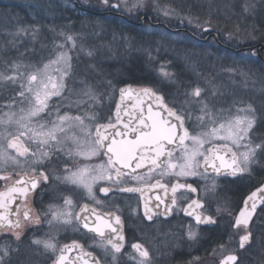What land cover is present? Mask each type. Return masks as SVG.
I'll list each match as a JSON object with an SVG mask.
<instances>
[{
  "label": "snow or ice",
  "instance_id": "snow-or-ice-1",
  "mask_svg": "<svg viewBox=\"0 0 264 264\" xmlns=\"http://www.w3.org/2000/svg\"><path fill=\"white\" fill-rule=\"evenodd\" d=\"M101 4L116 11L123 8L124 11L132 13L145 8L147 0H116L115 3L111 0H101ZM151 7L158 12L162 11L165 16L175 12L170 8L161 9L158 3H153ZM244 11L248 12L249 8L245 6ZM188 22L192 23L190 17ZM197 26L200 27V25ZM209 29L210 25L202 30ZM28 31L35 34L38 29L30 27L18 29L19 33ZM232 36L233 34L229 33V39ZM66 39L73 41L70 35ZM70 61V56L59 52L55 59L44 64L43 68L21 71L28 66L13 63L10 66L12 75H4L0 72V83L20 81V91L13 103L7 107L14 109L17 100L20 105H26L19 107L18 111H0V180L8 181L13 175L19 176L6 191H0V235L9 234L16 242H20L24 235L22 219L27 224L36 226H42L43 219L49 228L55 224L75 226L76 231L83 230L85 235L93 234V244L90 247L99 250L101 255L97 256L94 252L86 251L84 244L74 240L70 245L65 244L59 247V255L53 260V264H66L69 260L67 254L72 251L77 252L76 259L82 264H107L109 258L112 264H118V256L125 246L120 215L98 212L96 208L89 207L88 204L83 205L79 212H74L76 204L71 196H61L62 206L49 205L46 211L35 217L28 207L29 194L36 192L50 179L51 174L43 171L42 166L57 149L63 151L65 144H71L75 148V152L71 149L68 151V155L72 158L83 156L90 159L100 154L107 157L106 165L91 167L86 165L78 167L75 171L66 167L65 175L51 176L56 182L83 189L87 197L96 204H100L101 201L96 199L93 189L94 185L101 181L118 184L123 182V177H131L133 181L142 183L145 179L150 180L153 173H158L161 177L173 174L177 177L199 176L206 180L211 176V183L204 188L205 198L210 201L217 192L216 178L228 176L243 179L245 176L251 177L257 167L264 170V139L255 143L250 135L257 124L255 109L251 105L237 108L235 115L230 114L226 120H222L214 116L208 105L200 100L202 89L198 86L186 93L201 104L199 109L201 115L196 117L198 124L194 125L192 132L185 127L186 119L191 120V116L184 111L183 107H169L164 103V97L159 94V90L151 87L141 89L140 95L149 97L150 101L154 98L157 102L155 107L158 110L153 111V104L149 102L146 114L141 108L134 122L130 119L129 122L122 124V128H118L111 122L96 124L97 118L91 115L87 119L94 124L95 133L93 134L92 130L85 125V117L71 116L68 113L61 115L59 105L53 106L56 108L55 120L41 122L44 115L49 117L52 115L48 102L53 97H61L65 91H68L66 80L71 78ZM53 65H55L53 69L55 75L49 72ZM164 68L165 65L161 64V75L171 80L174 74L165 71ZM129 88L120 89L122 99ZM81 94L92 100L96 99L94 90L86 82ZM187 103L186 100L185 104ZM120 111V105H117V123H121ZM77 128L79 134H76ZM69 133L73 134L69 135ZM81 136L86 138L83 143ZM89 137L90 140L87 139ZM176 149L180 151L179 156L174 155ZM25 167L32 169V176L7 172L8 168ZM144 168L147 169L148 176L138 175L137 170ZM157 185L167 193V185L159 182ZM181 189L197 191L191 184L177 182L171 186L169 203H165L160 196L156 197L158 203L154 205V208H150L148 202H145L144 216L151 221L153 215L167 216L174 209L181 210L177 208V193ZM99 191L107 195L113 189L105 187L100 188ZM119 191L143 193L144 189L124 187ZM18 196L23 199L24 207L22 210L20 206H17L13 211L11 206L16 203ZM258 203L264 205V181L244 199L243 207L234 216L233 223L230 225L232 232L229 234V239L212 249L211 255L224 253L226 244L233 242V234L243 232L239 235L238 249L223 255L219 264H241L236 252L245 249V246L250 243L252 233L249 230V224L257 211ZM161 205H164L162 212ZM204 208V200H192L182 209L187 216L194 219V223L185 226V238L189 242L195 243L201 238L199 232L201 225L218 223L216 216L204 214ZM197 209L200 211H196ZM222 210L229 216L233 215L227 202L222 208L218 207L216 213L219 214ZM31 243L43 245L46 251L57 252L55 236L45 240L33 239ZM131 248L138 256V259L133 257L136 264H150L148 248L139 242L131 244ZM16 252H19V248L13 249L11 241L0 244V264H9V258ZM200 259L195 257V264H199Z\"/></svg>",
  "mask_w": 264,
  "mask_h": 264
},
{
  "label": "flooded vegetation",
  "instance_id": "flooded-vegetation-1",
  "mask_svg": "<svg viewBox=\"0 0 264 264\" xmlns=\"http://www.w3.org/2000/svg\"><path fill=\"white\" fill-rule=\"evenodd\" d=\"M15 4H11V8H14ZM30 4L28 1L23 3V13L26 19L23 27L32 26L29 23L30 19ZM36 10L38 16L36 34L38 35L37 41H31V38H27V42L23 45V50L28 51H43V50H69L75 51L79 49H93L94 45L102 43L97 47L103 48L109 43L108 28L110 23H117L118 25H126L129 28L139 29L145 26H152L153 28L164 29L167 32L173 34H182L189 31L185 24L181 21L176 23L159 22L154 15L141 12L126 13L123 11H116L110 8H106L101 4V0H38L37 5H32ZM38 8V9H37ZM264 14V11L262 15ZM149 16L150 21L143 18ZM257 18L264 19L258 12ZM157 23V25H155ZM96 26V28L94 27ZM31 28V27H30ZM254 30V29H253ZM210 31V29H209ZM30 31L26 32L28 34ZM215 34V33H214ZM30 35V33H29ZM72 36L73 41H68L67 36ZM208 36V35H207ZM206 37V36H205ZM203 37V38H205ZM202 38V39H203ZM209 40L210 35H209ZM201 41V39H199ZM204 44V43H200ZM58 45L64 47L59 48ZM218 45V44H217ZM220 45V44H219ZM221 46V45H220ZM223 46V45H222ZM226 46V45H225ZM255 47V44L247 46V50L255 52V56L260 55V50L264 45ZM224 49H227L224 47ZM30 54V53H29ZM55 75V74H53ZM83 76H77L80 78ZM66 80L68 91H65L61 97H53L48 103L50 105L49 111L52 115H44L41 122L55 120L56 108L55 105H59L60 114L68 113L71 116L85 117V125L95 133V127L92 121L87 119V115L91 116L94 113L93 104H89V107L85 103H79L78 99H83L77 94H74L69 89L73 83L78 81L72 79ZM132 79L131 77H126ZM136 79V78H135ZM134 80V79H133ZM123 81V80H122ZM10 82L9 95L7 97V105L12 104L16 99L17 93L20 91V81H17L16 86ZM130 91L124 94L121 98L120 89L129 87ZM145 87H151L156 89V85H139L134 83H122L118 88V91L113 96V99L107 100L104 106L99 109L100 116L99 121L96 124H108L111 122L118 128H122V124L129 122L131 119L133 122L135 117L139 114L141 107L139 105L147 106L149 102L153 104V111L158 109L155 107L156 101L154 98L150 101L149 97H141L140 90ZM159 94L163 95L164 103L169 107H172L169 92L166 90H159ZM138 95L140 97H138ZM137 96V97H136ZM117 105H120V120L121 123H117ZM21 106L19 101H16L14 109L17 110ZM145 114L147 113V107L143 108ZM87 111L81 115V111ZM185 127L189 128L192 132L194 126H189L185 122ZM259 126H257L258 128ZM259 129L263 132L264 126H260ZM199 131V128H197ZM73 133H69L72 135ZM76 134H79V129H76ZM252 134H254V129ZM251 135V134H250ZM258 136V133L254 134ZM263 137V133H261ZM131 138V137H129ZM82 143L85 141V137H80ZM90 140L91 138H87ZM264 139V138H261ZM257 140V139H256ZM260 139L255 143H259ZM64 150L57 149L51 154V157L42 166V170L50 173L51 176L65 175L64 169L67 167L75 171L78 167L84 166H96L107 163V157L103 154L91 157L90 159L83 156H75L74 158L68 155L69 149L75 152V148L71 144H65ZM175 156L180 155L179 149L175 150ZM7 172H17L20 175L27 174L32 176V169L30 167L25 168H8ZM7 174V173H5ZM138 175L148 176L147 169H138ZM50 176L47 184H43L34 193H30L28 196V207L32 210L33 217L47 210L49 205L62 206L63 200L61 196H71L76 207L74 212H79L80 208L88 204L89 207L96 208L101 213H114L120 215L123 223L122 234L125 237V246L122 249V253L118 256V264H136L133 259L138 256L131 248V244L139 242L149 249L151 261L150 264H195L194 258L200 257L199 264H219V260L223 255H227L229 252L238 249L239 234H233L232 243L226 244L225 252L217 255H211L212 249L218 244H223L229 239V234L232 232L230 225L233 223L234 216L238 214L241 207H243L244 199L250 195L252 191H255L264 181V170L257 167L251 177L245 176L243 179H235L228 176H220L216 178L218 185L215 196L209 199L205 198L204 188L211 183L212 177L206 180L199 176L177 177L176 175H165L161 177L158 173L151 174V179H145L142 183L133 181L131 177H123L122 183L113 184L111 182L101 181L94 185V192L96 199L101 201L100 204H96L87 197L86 192L83 189L76 188L74 185H64L54 181ZM19 176L13 175L11 180H0V191H6L8 187L13 185V181L18 179ZM157 182L168 186L167 193L164 189L158 187ZM191 184L197 189L196 192L181 189L177 193V208L170 215L157 214L153 215L151 221L144 216V204L148 202L150 208H154V205L158 203L157 196H160L165 200V203H169V197L171 196V186L176 183ZM109 187L113 191L107 195L100 192V188ZM124 187H138L144 189L143 193L134 192H121L120 188ZM192 200H204L205 208L204 214H211L217 217L218 223L216 225H201L199 232L201 238L193 243L189 242L185 238V226L194 223L192 217L187 216L182 209L187 206ZM227 202L230 206L232 216H229L227 212L221 211L216 213L218 207H223ZM17 206H20L23 210L24 203L21 197L16 198V203L13 204L12 210L14 211ZM164 205L160 206L161 212ZM118 209V211H117ZM135 210V211H133ZM196 211H200L197 209ZM51 217H49L50 219ZM24 235L20 242H16L9 234L0 235V244H4L6 241H11V247L13 249L19 248V252L13 253L9 258V264H53V260L59 255V247L65 244H71L72 241H78L85 245L86 251L94 252L97 256L101 253L99 250L90 247L93 244L92 235L88 233L85 235L83 230L76 231L75 226H66L62 224H55L52 228H49L48 224L42 219V226H36L27 224L23 221ZM249 230L252 233L250 243L245 246V249H240L236 252L241 259L252 258L255 255L264 253V205L258 203L257 211L253 216L252 221L249 224ZM51 236H55V242L57 243V252L52 253L46 251L43 245H33L31 241L33 239H49ZM255 243L260 245L261 250H255ZM257 253V254H256ZM69 260L66 264H82L76 259L77 252L72 251L67 254ZM107 264H112L109 258Z\"/></svg>",
  "mask_w": 264,
  "mask_h": 264
},
{
  "label": "rangeland",
  "instance_id": "rangeland-1",
  "mask_svg": "<svg viewBox=\"0 0 264 264\" xmlns=\"http://www.w3.org/2000/svg\"><path fill=\"white\" fill-rule=\"evenodd\" d=\"M22 1L28 0H0V72L4 75H12L10 66L13 63L28 66L27 69L22 68L21 71H32L36 68H43V65L55 59L56 54L59 52L66 53L71 57L72 79L78 81L73 83L69 90L83 98L77 100L79 103H85L88 107L89 104H93L94 113L92 115L97 118L95 120L97 122L100 116L99 109L104 106L107 100L113 99L118 88L122 85L119 81L121 80L118 70L119 64L121 62L122 64H129V61L132 60L131 57L136 56L149 64L147 66L148 70L157 73L155 77L160 82L156 85V89L169 92L172 107H183L184 111L191 116V120L186 119L189 126L198 124L196 117L201 115L199 111L201 104L187 96L186 93L191 92L193 88L198 86L202 89L200 100L208 105L214 116H218L222 120H226L230 114L235 115L237 108L251 105L257 116L254 134L258 133V136L252 133L251 136L254 142L264 138V131L262 132L259 129L260 126H264V73L263 69L255 66L257 64L250 59V57L255 56V52L247 50L239 56H235L231 52H226L223 46L213 44L212 41L209 44H198L183 35L173 34L149 25L136 31L137 36L150 40L151 44L146 47L133 44V37L130 38L126 34H120L123 32L116 31L119 29L118 26L114 27L116 29L109 26L107 34L109 43L103 48L97 47L102 45V43H99L94 45L93 49L83 48L75 51L65 49L43 50L42 52L31 50L25 55L26 50H23V45L28 41L27 38L30 37L31 41H37L38 35L33 34L32 31L29 32L30 35L29 33H19L18 29L24 26L23 21L21 18L16 19V17H13L10 11L12 8L8 5L15 4V8H22ZM204 1L206 0H147V6L138 12L142 14L150 12L156 18L159 17L164 22L171 24L182 21L187 28L198 32L202 28H198L197 25L200 24V18H204L200 17L203 14L197 10ZM210 1L212 3L208 9L216 10L217 15L213 16L216 23L220 20L225 25L230 24V32L234 36L238 35L239 39L240 34H247L240 26H249L246 18L250 11H244L238 17L230 11L222 14L220 13L219 4H214L213 0ZM228 1L234 2V0ZM228 1L226 2L229 5ZM111 2L115 3L116 0H111ZM153 3H158L161 9L170 8L174 9L175 12L165 16L162 11L158 12L151 7ZM245 6L249 10L254 9L258 14L259 8L264 11V0H240L238 2L237 7L242 8L241 11L244 10ZM121 11L126 12L123 8ZM132 13H136V11ZM189 17L192 19L191 24L188 22ZM37 20L38 16L30 12L29 23L32 25L31 28L37 27ZM237 21L238 25H236ZM202 32L199 34H202ZM253 39L256 38H250V40ZM236 44L234 43V46ZM176 47H181L183 51L180 52L184 53H181V57L186 59H180L179 56V59H177L176 55L174 56L175 50L173 48ZM200 55L204 59L192 58V56L201 57ZM205 60L208 62L202 65L201 63ZM161 64L165 65V71L174 74L171 80L161 75ZM175 64L179 65L178 70L175 69ZM261 67L264 68V66ZM54 68L55 65L50 67L49 72L51 74H55L53 72ZM77 76H83V78H77ZM84 82L94 90L95 100L81 94L84 89ZM16 83L13 85L16 86ZM9 87L10 82L0 83V111L2 112H7ZM186 100L188 101L187 104H185ZM85 112L87 111H81L79 115ZM257 126L259 127L257 128ZM261 133H263V137H261ZM254 248L255 250H261L260 245L257 243H255ZM241 264H264V253L255 255L252 258L241 259Z\"/></svg>",
  "mask_w": 264,
  "mask_h": 264
},
{
  "label": "trees",
  "instance_id": "trees-1",
  "mask_svg": "<svg viewBox=\"0 0 264 264\" xmlns=\"http://www.w3.org/2000/svg\"><path fill=\"white\" fill-rule=\"evenodd\" d=\"M29 4H30V11L33 14H36V10L32 7V5H37L38 0H28ZM23 3L24 1H22V8L21 7H16L14 5V8L11 11V14L13 15V17H16V19L21 18V20L23 21V23H25L26 19L24 17V13H23ZM212 3V1L210 0H206L202 3V6L199 7V9L197 10L198 12H200L201 15L200 17H203L204 20H206V17H209L212 21H210V31L208 30L207 33H205V36L210 34V41H212L213 44L215 45H223V47L227 48V49H231V46L233 48H242L243 51H247V46L250 44H255V47H259L258 49H260V47H262V45H264V20L263 19H259L257 18V12H255L254 9L249 10L250 12L247 14V18L246 20H248L249 23V27L250 32L247 35H241L240 34V39L239 36H232L231 39H229V36H226L224 33H222L221 30L224 29L225 25L224 23L217 21L218 23H216L214 21V17L217 15L216 10L214 11L213 9H208L209 5ZM9 6H11L10 4H8ZM212 14L208 15L210 12H212ZM258 11V10H257ZM259 12H261V8H259ZM228 13V12H227ZM153 15L152 13H148ZM223 14V13H222ZM208 15V16H207ZM30 21V19H29ZM200 22L202 23V20L200 18ZM214 22V23H213ZM218 24V26H217ZM230 25V24H228ZM109 26H111L113 29H116L114 27L118 26V32H123L120 33L122 35L126 34L128 37L132 38L133 37V44L141 46V47H146L148 45L151 44L150 40H147L146 38H142L140 36H137L136 31L137 29L134 28H129L126 25H118L117 23H111V25L109 24ZM220 26V27H219ZM94 27L96 28V26L94 25ZM231 27V26H230ZM254 29L256 32L254 34L251 35V30ZM140 30V28L138 29ZM221 32V33H220ZM214 33L217 35V39H214L212 36L214 35ZM256 38L253 40H250V38ZM198 44H200L201 42L197 41ZM234 43H237L236 46H234ZM226 45V46H225ZM145 50V48H144ZM174 53L179 54L177 56L181 57L182 52L183 51L181 49V47H176L173 48ZM173 53V54H174ZM182 53V54H181ZM181 55V56H180ZM132 60L129 61L130 63H123L122 62L119 64V68L122 71V73L124 74L125 77H131V78H136V79H140L137 80V83L134 84H139V83H144L146 84H150V85H158L157 83H154L155 81H153V75L155 74V71H151L148 70V63H146L143 59H139V57H131ZM186 59V58H183ZM254 60L257 61V65L258 67H260L261 69H263V73H264V68H262L261 66H264V53H263V49L260 50V55L257 57L254 56ZM179 65L175 64V69L178 70ZM157 75V73L155 74ZM141 85V84H139Z\"/></svg>",
  "mask_w": 264,
  "mask_h": 264
},
{
  "label": "bare ground",
  "instance_id": "bare-ground-1",
  "mask_svg": "<svg viewBox=\"0 0 264 264\" xmlns=\"http://www.w3.org/2000/svg\"><path fill=\"white\" fill-rule=\"evenodd\" d=\"M226 1H228V0H226ZM225 0H213V3L214 4H219V6H220V13H225V12H232V14H234V16L236 15L237 17L238 16H240V15H242V13L244 12V10H242L241 11V9L242 8H238L237 7V5H238V2L240 1V0H234V2H229L230 4L228 5V3L226 2ZM202 6V5H201ZM213 13V11L212 12H210L208 15H210V14H212ZM262 13H263V9L261 8V12H260V14H261V16L262 17H264V14L262 15ZM240 14V15H239ZM207 15V16H208ZM246 17V16H245ZM240 18H242V17H240ZM157 20L159 21V22H162L163 21V19H160L159 17H157ZM202 20V23L200 22V28H204V27H209V25H210V21H212L209 17L206 19V20H204V19H201ZM264 20V19H263ZM23 25H24V23H23ZM236 25H238V21H237V23H236ZM204 26V27H203ZM230 26L231 25H227V26H225L224 27V29L223 30H221L222 31V33H224L226 36H229V33H232V32H230ZM198 27V26H197ZM199 28V27H198ZM240 28L242 29V30H244L247 34H249V32H250V27L249 26H244V25H242V27L240 26ZM202 29H200V31H198V32H196L194 29H189L188 28V30L189 31H187V32H183L182 34H180V35H183L184 37H186V38H188V39H190V40H192V41H194V42H197L199 39H202L203 37H205V33H207V31H203ZM203 31V32H202ZM200 32H202V34H199ZM256 31L255 30H251V34H254ZM221 33V32H220ZM233 34V33H232ZM234 36V35H233ZM214 39H217V35L216 34H214L213 36H212ZM211 41L209 40V39H207V40H205V41H202L201 43H204V44H206V43H210ZM231 49H232V51L230 50V49H224L226 52H231L232 54H234L235 56H239L241 53H243V52H246V51H243L242 50V48H233L232 46H231ZM176 55V58L177 59H179V57L177 56V55H179V54H176V53H174V56ZM181 56V55H180ZM201 56V55H200ZM192 58H195V59H198V60H201L202 58L204 59V57H193L192 56ZM180 59H182V58H180ZM250 59H252L255 63L257 62V61H255L254 60V57H250ZM200 63H201V61H199ZM206 62H208L207 60H205V62H203V63H201L202 65H204ZM257 64V63H256ZM256 66V65H255ZM119 70V76L121 77L120 79L121 80H119L120 81V83H137V80H140V79H135V78H132L131 80L130 79H127L125 76H124V74L122 73V71L120 70V68L118 69ZM134 79V80H133ZM123 80V81H122ZM153 81H155L154 83H157V84H159V82H160V80H158V78L157 77H155V74L153 75ZM139 84H141V85H145L144 83H139ZM146 85H150V84H146Z\"/></svg>",
  "mask_w": 264,
  "mask_h": 264
},
{
  "label": "water",
  "instance_id": "water-1",
  "mask_svg": "<svg viewBox=\"0 0 264 264\" xmlns=\"http://www.w3.org/2000/svg\"><path fill=\"white\" fill-rule=\"evenodd\" d=\"M143 18H145V19H147V20H149L150 21V17L149 16H144ZM155 25H157V23H155ZM210 35V34H209ZM209 35L208 36H206L205 38H203V39H201V41H205V40H207L208 38H209ZM124 88H129V87H124ZM130 90H133V89H130L129 88V90L128 91H130ZM137 97V96H136ZM138 97H140L139 95H138ZM141 97H144V96H141ZM138 107H141V108H146L147 106H144V105H139ZM139 115V114H138Z\"/></svg>",
  "mask_w": 264,
  "mask_h": 264
}]
</instances>
